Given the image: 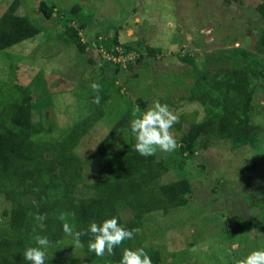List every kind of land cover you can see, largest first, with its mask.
I'll list each match as a JSON object with an SVG mask.
<instances>
[{"label": "trees", "instance_id": "obj_1", "mask_svg": "<svg viewBox=\"0 0 264 264\" xmlns=\"http://www.w3.org/2000/svg\"><path fill=\"white\" fill-rule=\"evenodd\" d=\"M250 3L263 23L255 53L239 50L226 59L225 50H214L226 59L225 63H217L214 67H211L210 61L204 62L200 55L195 56L192 51L185 53L180 61L187 68L174 75L163 73L171 78L179 91L184 92L180 91L176 98L150 97L143 90L140 96L122 103V109L119 102L117 108L114 107L110 103L114 99L121 100L116 95L122 96V86L115 83L121 78L127 81L126 76H135L137 69L143 66L140 61L142 52L139 51L142 43L139 42L137 47L128 44L130 46L127 47L135 49L138 56L133 63L119 65L116 58L121 52L116 49L117 46L110 48L95 39L96 47L93 49L108 60V65H100L95 60H89V64L104 71L115 67V75L104 79L98 92L88 95L92 111L74 120L66 129L54 133L53 137L48 136L51 124L39 111L32 110L35 101L48 96L41 74L27 84H20L11 76L1 75L0 70V197L5 203L4 222L0 224V228L4 227L0 230V264H30L23 259V251L34 246L33 237L36 234L46 235L50 241L45 264H119L125 247L142 248L152 264L166 263L162 248L151 241L152 236L161 237L160 228L150 229V226L176 209H186L185 205L192 195V182L187 176L180 175L161 184L162 177L172 172V168L156 152L148 156L137 153L132 146L134 140L128 124L137 108L144 110L154 100L168 104L178 115L171 131L179 144L178 152L174 153L179 155L181 168L198 151L207 150L218 141L227 142L232 149H261L258 142L264 126L255 124L253 116L258 107L256 96L264 90V0ZM18 8V2L14 1L0 16V53L5 58H11L8 49L31 40L38 32L27 16L17 13ZM78 9L79 6L75 5L72 13L76 14ZM52 10V6L40 2V12L45 20H51ZM80 33L81 30L70 26L57 37L83 53L92 42L82 41ZM239 62L241 64L237 65ZM97 94L100 96L98 104L93 103ZM189 105H194V108L187 110ZM260 109L264 112V104ZM102 121H107L109 126L102 143L94 154L81 158L77 153L81 140ZM108 122H112L111 125ZM122 135L126 144L117 149L110 148L109 144ZM258 153L262 154L263 150ZM95 159L101 162L96 166V173H90L87 165L90 166ZM217 186L222 189V198L215 197L211 201L217 210L209 203H194L188 212L196 211L198 215L195 219L198 224L196 232H189L179 243L185 242L183 246L187 245L185 247L190 249L199 243V239L209 243L195 259L190 258L194 262L208 264L216 252L213 250L220 249L223 264H236L250 251L247 245L234 242H246L253 235L250 231L243 232V224L236 220L235 215L239 211L242 213L239 194L231 190V186ZM218 203L222 204L221 209ZM206 214L212 215V218L205 219ZM40 216L44 219H39ZM111 216H116L118 223L124 227L138 228L139 231L132 239L114 246L111 253L105 251L97 256L88 249V241L92 237L87 232V226L91 221L99 223ZM64 223L84 231L80 237L81 245L76 246L82 251V261L76 262L71 256L68 242L72 238L62 231ZM213 223L220 228L211 227ZM169 228L173 229L172 226ZM218 231H223L224 235ZM242 233L245 236L241 237ZM255 235L256 238L250 240L253 249L257 248V237H264V232L257 230ZM233 245L236 247L233 248ZM258 247L262 244L259 243ZM188 250H176L181 261L178 264L184 263L183 257L189 259Z\"/></svg>", "mask_w": 264, "mask_h": 264}, {"label": "rangeland", "instance_id": "obj_2", "mask_svg": "<svg viewBox=\"0 0 264 264\" xmlns=\"http://www.w3.org/2000/svg\"><path fill=\"white\" fill-rule=\"evenodd\" d=\"M14 1L19 4L17 13L27 16L38 32L31 40L8 49L11 58H5L0 53L1 75L11 76L16 82L27 84L41 74L48 96L35 101L32 110L39 111L44 120L51 124V132L48 133L50 137L92 111V102L88 100V95L94 91L90 88L92 82H97L101 87L104 79L115 75V67L104 71L89 64V60H95L100 65H108V60L94 50L95 39L110 48L117 46L116 49L121 52L120 57L116 58V64L119 65L133 63L138 56L135 49L127 47L130 46L128 44L137 47L139 42L142 43L139 51L142 52L140 61L144 68L139 67L133 77L126 76L127 81L124 78L119 79L115 84L122 86V96L116 97L121 100L114 99L112 103L109 102L116 108L121 103L122 109V103L140 96L139 93L143 90L150 97L176 98L181 90L163 73L174 75L187 68L180 61L185 53L192 51L195 56L200 55L204 62L210 61L211 67L233 57L239 50L254 54L263 25L260 15L257 16L252 8L250 2L253 0H231L229 4L222 0H0V16ZM40 2L53 7L51 20L43 18ZM75 5L79 6L76 14L72 13ZM70 26L82 31V41L92 42L85 52L80 53L76 47L57 37L64 34ZM214 50H225L226 59L224 55H217ZM228 53L232 54L228 56ZM239 64L241 62L237 65ZM255 101L258 107L255 108L253 121L257 116L264 118V112L260 109L264 104V90L257 94ZM186 107L190 110L194 105ZM106 122L94 125L89 135L81 140L77 149L81 158L97 151L109 128ZM111 123L108 122L110 125ZM172 133L175 134L173 131ZM125 144L126 138L122 135L109 145L110 148L117 149ZM258 144L263 150L262 154L258 153L260 148L232 149L227 142L218 141L207 150L198 151L188 160V164L184 163V168H181V161H178L179 155L174 153L178 152L179 144L172 151H155L158 156L166 159L173 170L162 177L161 184L182 175L187 176L193 186L186 209H176L150 226V229L160 228L161 237L152 236L151 241L162 248L165 264L180 263L176 250L183 248L189 249V259L183 257V264H200L190 258L195 259L198 252L206 249V244L209 243L199 239V243L190 249L185 247L187 245L183 246L185 242L179 241L188 236L189 232H196L198 224L195 219L198 215L196 211L188 212L194 203H209L217 210L211 202L215 197L222 198V189L217 185L231 186L230 189L239 194L242 213L239 211L235 217L243 224V232H249L253 228L264 232V131L260 133ZM100 162L101 160L95 159L90 166L87 165L90 173H96V166ZM1 200L3 199L0 197V224L4 222L5 208V203ZM217 206L222 208V204L218 203ZM212 215L216 216L215 213ZM212 215L206 214L205 219H211ZM210 225L220 228L215 223ZM170 226L173 227L172 230ZM218 233L224 235L223 231ZM240 236L245 235L242 233ZM253 238L256 235L250 240ZM250 240L234 243L245 244L251 251L254 247ZM257 240V247L259 243L264 247V237L259 236ZM68 243L72 258L76 262L82 261V251L76 248L72 240ZM214 251L216 252L208 264H223L222 251ZM203 253L207 255V252Z\"/></svg>", "mask_w": 264, "mask_h": 264}, {"label": "clouds", "instance_id": "obj_3", "mask_svg": "<svg viewBox=\"0 0 264 264\" xmlns=\"http://www.w3.org/2000/svg\"><path fill=\"white\" fill-rule=\"evenodd\" d=\"M209 39V37H207ZM90 88L96 92L100 85L92 82ZM100 96L93 97V103H99ZM178 115L170 109L166 103L154 100L152 104L144 110L136 109L133 118L129 121L128 128L134 140L133 148L141 156L153 154L157 149L161 151H172L177 147V141L171 129L177 122ZM255 123L264 125V118L257 116ZM43 220L44 217L40 216ZM62 231L71 236L72 243L79 247L80 237L83 230H76L69 223L62 225ZM138 228L129 229L118 223L116 216H111L101 220L99 223L91 221L87 226V232L91 234L88 241V249L95 255L101 256L105 251L111 253L114 246L120 245L124 240L133 238ZM257 229L253 228L250 235H255ZM34 246L26 247L23 251V259L30 264H45L46 250L49 246V239L46 235L36 234L33 237ZM236 245H233V247ZM119 264H152L149 255L142 248H123ZM238 264H264V247H257L248 252Z\"/></svg>", "mask_w": 264, "mask_h": 264}, {"label": "water", "instance_id": "obj_4", "mask_svg": "<svg viewBox=\"0 0 264 264\" xmlns=\"http://www.w3.org/2000/svg\"><path fill=\"white\" fill-rule=\"evenodd\" d=\"M89 6V5H88Z\"/></svg>", "mask_w": 264, "mask_h": 264}]
</instances>
